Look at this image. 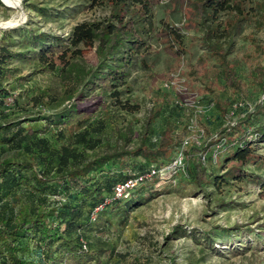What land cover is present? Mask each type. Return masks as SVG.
Returning <instances> with one entry per match:
<instances>
[{
  "label": "rangeland",
  "instance_id": "obj_1",
  "mask_svg": "<svg viewBox=\"0 0 264 264\" xmlns=\"http://www.w3.org/2000/svg\"><path fill=\"white\" fill-rule=\"evenodd\" d=\"M118 1L20 0L18 14L0 2V23L17 18L15 26L0 29V48L11 53L0 74V122H12V130L23 127L27 144L28 126L38 128L74 103L89 112L85 130L97 140L82 155L85 160L133 152L142 140L154 149L160 140L163 154L151 162L160 171L130 201L110 205L90 222L89 199L65 180L44 174L41 159L33 170L46 182L27 169L20 189L0 201V210L15 212L28 200L50 207L65 203V212L78 214L67 231L79 237L87 255L77 258L58 242L33 239L30 256L40 264H264V163L226 159L241 144L264 156V136L247 119L250 114L258 118L256 126L264 124V0H234L214 18L203 0H151L150 24L143 5L124 0L119 7ZM82 25L95 33L77 41ZM127 32L133 39L139 35L142 44L121 67L125 52L108 47L117 46L115 33ZM39 35L45 36L40 42ZM56 42L63 58L51 67L40 55ZM106 64L122 71L109 83L100 79ZM228 71L241 92L226 83ZM163 74L173 78L166 82ZM166 128L173 132L162 135ZM40 136L51 147L60 144L54 132L36 131ZM122 156L129 170L130 160L147 163L141 154ZM179 156L180 168L162 170V160L172 163ZM193 161L206 170L201 186ZM238 168L240 177L228 176ZM120 169L108 161L101 186ZM214 176L226 181L217 184ZM65 227L60 224L61 233ZM50 251L53 258L47 259Z\"/></svg>",
  "mask_w": 264,
  "mask_h": 264
},
{
  "label": "trees",
  "instance_id": "obj_2",
  "mask_svg": "<svg viewBox=\"0 0 264 264\" xmlns=\"http://www.w3.org/2000/svg\"><path fill=\"white\" fill-rule=\"evenodd\" d=\"M119 1V7L123 6L122 4H124V0ZM133 1L136 4L140 3L143 5V18H145L146 22L150 24L152 22V12L150 9L151 0ZM233 2L234 0H203L202 5L204 6V10L209 12V17L214 18L217 14L216 12L231 9ZM1 7L2 4L0 3V9ZM114 15L117 17L119 16L118 14ZM94 33L95 32L93 28H90V25H82L76 29V40L82 41L89 39ZM131 34L130 32L124 33V35L115 33L114 38L117 39V42L115 41L117 46L113 48L114 44L111 42L108 47H112L111 49H114L115 52L118 50L121 51L122 49V51L125 52L120 59L121 63L118 62L119 65L122 64L121 67H123L124 63L125 65L130 63L131 57L140 49V45L142 44L139 35L136 36L137 38L133 39ZM44 37V35H39L37 41H42ZM104 40L109 41L107 38ZM59 47L60 46L57 42L51 44L47 51L40 55L42 62L50 64L51 67L62 62L63 54L57 53ZM109 53L113 55V52ZM10 54L11 53L5 46L0 48L1 75L5 73L6 69H8L5 67L8 64L7 61ZM105 54L104 57L106 56ZM106 65L107 71L104 72L105 74L100 78L103 82L106 81L109 83L112 77H118V75L122 74V71H117L116 68H113V65ZM225 75V81L228 83L231 90L234 92H241L242 90L236 84L233 72L228 71ZM172 78L173 76L169 74H163V80L166 82L170 81ZM5 96H7L6 93ZM12 102L14 105L17 103L15 99H12ZM3 103L4 101H1L0 105H3ZM35 104L42 107L43 102L35 100ZM55 115L56 116L53 119L48 118V122L39 125L38 128L28 126L26 133L28 135L32 134V136L27 144L25 142L27 135L22 133L24 130L23 127L19 126L17 129L12 130V122H0V201L20 189L22 181L25 178V171L30 168L31 175L37 177L42 183H45L47 180V177L44 176V174L51 173V175L57 177L58 180H65L68 187L79 189L81 194L87 197L90 201L88 212L89 221L95 222L110 205L118 204L122 201H130L136 195L137 188L145 184L148 179L155 176L148 178L131 190L128 197L115 198L114 187L118 182L139 174H145L151 168L158 169L156 166L152 165L151 162L154 161L153 159H157L163 154L162 150L159 149V145L163 143L159 140L158 147L153 149L142 140L140 146H138L133 152L127 151L118 155L100 153L96 154L90 160H85L82 155H84L87 149L93 150L97 142V140L92 138L89 135V132L85 130V124L90 119L89 112L85 109H78L73 103L67 108L57 112ZM247 119L254 125L256 132L264 136V124H258V126H256L255 123L257 121L259 122V120L256 116H251L250 114ZM170 130L173 132V129L166 128L162 132V135H165ZM36 131H44L46 133L54 132L59 140V146L56 148L51 147L47 138L41 136L36 137ZM227 131L229 132L228 135L233 136L235 134L232 131ZM244 138L245 136L242 133L238 136V139L243 140ZM5 144H7L9 148L4 146ZM75 144L79 146L81 145V149L76 150ZM10 149H13L14 152L10 153ZM125 153L130 155L131 158H134L137 154H141L147 159V163H138L137 161L130 160L134 167L129 170L126 167V161L121 158ZM41 159L43 161L44 174L38 176L33 169H35L36 163ZM226 159H228L229 162L233 161L241 165H245L249 162L264 163V156L257 155L255 147L251 146V144L239 145L238 149ZM108 161H111L112 163L118 162L121 169L118 174L113 176L114 178H111L109 184H106L107 186L103 187L101 186L100 180L103 177V171H107L106 164ZM170 161V159L162 160L160 164L164 167L168 165ZM201 165L199 162L193 161L194 180L199 186L204 182L206 173V170H204L205 168ZM125 170L129 172L124 173ZM240 172L241 169L238 168L234 172L230 171L228 176L240 177ZM221 180L226 181V178L224 176H214L212 178V181L217 184H219ZM64 204L65 203H59L50 207L45 206V204L33 205L28 200H22L19 203V209L15 212L13 210H11V212L0 210V264H40L37 260L38 258L33 257V255L30 256L34 247L33 239L47 241L49 245L58 242L59 247L62 248L64 252L66 251L77 258H84L87 253L82 249L79 237H73L71 232L67 231V228L70 229L79 220L78 214L74 212L71 214L70 212H65ZM97 206H101V208L96 211L94 217H91ZM61 223H64L66 226L64 228L66 229V232L64 233L60 232ZM24 238H26L25 243L23 242ZM51 253V251L46 253L47 259L53 258Z\"/></svg>",
  "mask_w": 264,
  "mask_h": 264
},
{
  "label": "built area",
  "instance_id": "obj_3",
  "mask_svg": "<svg viewBox=\"0 0 264 264\" xmlns=\"http://www.w3.org/2000/svg\"><path fill=\"white\" fill-rule=\"evenodd\" d=\"M183 158L181 156L174 159L172 163H169L168 165L164 166L162 170L169 168L171 166L174 167H180L182 165ZM160 169L151 168L147 173L145 174H139L134 177L128 178L126 180L118 182L114 187V197L115 198H125L130 195L131 190L136 188L139 184L143 183L148 178L156 175ZM101 206H97L94 210L93 217L95 216V213L97 210H99Z\"/></svg>",
  "mask_w": 264,
  "mask_h": 264
},
{
  "label": "bare ground",
  "instance_id": "obj_4",
  "mask_svg": "<svg viewBox=\"0 0 264 264\" xmlns=\"http://www.w3.org/2000/svg\"><path fill=\"white\" fill-rule=\"evenodd\" d=\"M3 1L5 2V4L9 5L8 8H10L13 11H16L18 14L19 8H20V0H3ZM15 19H17V18H14V20L6 21L4 23L14 22V21H16ZM4 23H2V24H4ZM13 26H15V24L11 25V26H6V27H13ZM6 27H3V28H6Z\"/></svg>",
  "mask_w": 264,
  "mask_h": 264
},
{
  "label": "water",
  "instance_id": "obj_5",
  "mask_svg": "<svg viewBox=\"0 0 264 264\" xmlns=\"http://www.w3.org/2000/svg\"><path fill=\"white\" fill-rule=\"evenodd\" d=\"M0 2H1L2 4H4L6 7H9V5L5 4V2H4L3 0H0ZM16 23H17V21H14V22H8V23H4V24L0 23V29L3 28V27H6V26L14 25V24H16Z\"/></svg>",
  "mask_w": 264,
  "mask_h": 264
}]
</instances>
